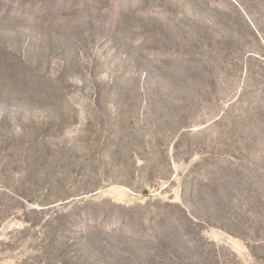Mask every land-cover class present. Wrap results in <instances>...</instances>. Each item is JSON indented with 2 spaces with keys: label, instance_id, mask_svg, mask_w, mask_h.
I'll return each mask as SVG.
<instances>
[{
  "label": "rangeland",
  "instance_id": "obj_1",
  "mask_svg": "<svg viewBox=\"0 0 264 264\" xmlns=\"http://www.w3.org/2000/svg\"><path fill=\"white\" fill-rule=\"evenodd\" d=\"M0 264H264V0H0Z\"/></svg>",
  "mask_w": 264,
  "mask_h": 264
}]
</instances>
